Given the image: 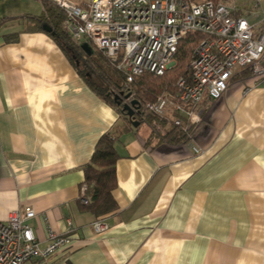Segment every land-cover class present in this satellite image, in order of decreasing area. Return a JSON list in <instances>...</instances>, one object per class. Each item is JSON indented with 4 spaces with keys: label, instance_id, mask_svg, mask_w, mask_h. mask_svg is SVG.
Listing matches in <instances>:
<instances>
[{
    "label": "crops",
    "instance_id": "obj_1",
    "mask_svg": "<svg viewBox=\"0 0 264 264\" xmlns=\"http://www.w3.org/2000/svg\"><path fill=\"white\" fill-rule=\"evenodd\" d=\"M40 5L0 0V220L31 205L42 245L67 237L45 264H264V86L235 75L187 143H158L91 89ZM113 128L115 208L95 215L83 168Z\"/></svg>",
    "mask_w": 264,
    "mask_h": 264
},
{
    "label": "built area",
    "instance_id": "obj_2",
    "mask_svg": "<svg viewBox=\"0 0 264 264\" xmlns=\"http://www.w3.org/2000/svg\"><path fill=\"white\" fill-rule=\"evenodd\" d=\"M46 1L64 11L69 36L90 43L128 84L146 72L163 75L176 64L179 41L200 35L174 88L140 103L142 114L152 115L149 125L155 134L165 135L174 125L190 140L189 130L204 110L201 102L221 99L235 75L246 72L251 85L264 86V0ZM84 192L83 185L81 196ZM35 217L33 207L25 205L0 220V264H45L68 243L67 237L49 232L42 245L28 224ZM93 228L100 233L108 226L98 219Z\"/></svg>",
    "mask_w": 264,
    "mask_h": 264
},
{
    "label": "trees",
    "instance_id": "obj_3",
    "mask_svg": "<svg viewBox=\"0 0 264 264\" xmlns=\"http://www.w3.org/2000/svg\"><path fill=\"white\" fill-rule=\"evenodd\" d=\"M207 1L218 3L228 0ZM40 2L42 14L34 16L37 25L45 22L51 26L52 30L46 33L72 61L91 89L116 106L119 105L112 95L118 94L121 90L130 91V98L139 100L141 104L145 101L155 100L164 90H172L176 79L186 73L191 51L200 38L199 34L182 38L178 43L175 66L166 70L163 75L155 76L146 72L128 84L122 74L90 43L93 52L87 54L79 46L80 42L74 41L69 36L63 25L65 13L61 8L46 0H40ZM240 75L246 76L247 73L244 72ZM118 110L132 125L120 106ZM144 115H138L135 119L139 121V124L145 121L149 125L152 115L149 113H144ZM149 138L156 139L158 143H187L189 141L187 133L174 125L168 126L165 135L155 134L151 129ZM116 139L117 132L114 128L102 134L95 145L90 161L83 168L85 192L83 196L80 195L79 203L82 208L95 215L107 213L115 208L112 190L116 187L115 163L118 158L114 147ZM81 198H85L86 203H83Z\"/></svg>",
    "mask_w": 264,
    "mask_h": 264
},
{
    "label": "water",
    "instance_id": "obj_4",
    "mask_svg": "<svg viewBox=\"0 0 264 264\" xmlns=\"http://www.w3.org/2000/svg\"><path fill=\"white\" fill-rule=\"evenodd\" d=\"M40 28L45 31V32H50L52 30L51 26L45 22L41 23ZM79 46L81 47V49L83 51H85L87 54H91L93 52V49L91 47V45L87 42V41H82L79 43ZM131 95V92L127 90L126 93H124L123 90H121L118 94H113L112 97L113 99L116 101L117 105L120 106L121 104V96L125 99H129ZM131 100H129V102H126L124 104H122L121 108L123 109L124 113L126 114V116L129 118V120L131 121L132 125L134 127L139 125V121H137L135 119V113H139L141 115H143L140 110V102L137 99L134 98H130Z\"/></svg>",
    "mask_w": 264,
    "mask_h": 264
},
{
    "label": "rangeland",
    "instance_id": "obj_5",
    "mask_svg": "<svg viewBox=\"0 0 264 264\" xmlns=\"http://www.w3.org/2000/svg\"><path fill=\"white\" fill-rule=\"evenodd\" d=\"M20 1V3L23 5V6H25V8L27 9V8H29L31 5H34V7H32L31 9H29L30 11H35V10H40L41 9V5H40V0H33V1H31V0H19ZM39 1V2H38ZM36 5V6H35ZM37 10V11H38ZM260 16H261V14H260ZM260 17H258V18H252V19H249V21L250 22H255V21H257L258 19H259ZM140 126L143 128V129H146V130H149V125H148V123H146L145 121L144 122H142L141 124H140Z\"/></svg>",
    "mask_w": 264,
    "mask_h": 264
},
{
    "label": "flooded vegetation",
    "instance_id": "obj_6",
    "mask_svg": "<svg viewBox=\"0 0 264 264\" xmlns=\"http://www.w3.org/2000/svg\"><path fill=\"white\" fill-rule=\"evenodd\" d=\"M124 91V93H126V90H123ZM121 104H120V106H122V104H124V103H126V102H129V100H131L130 98L129 99H125V98H123L122 96H121ZM140 110H141V112H143V110H142V108H141V106H140ZM138 115H141V114H139V113H135V118L138 116Z\"/></svg>",
    "mask_w": 264,
    "mask_h": 264
}]
</instances>
